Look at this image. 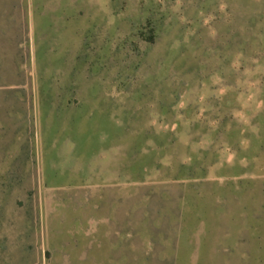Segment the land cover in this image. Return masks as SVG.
<instances>
[{
    "label": "rangeland",
    "instance_id": "374dc122",
    "mask_svg": "<svg viewBox=\"0 0 264 264\" xmlns=\"http://www.w3.org/2000/svg\"><path fill=\"white\" fill-rule=\"evenodd\" d=\"M0 264H264V0H0Z\"/></svg>",
    "mask_w": 264,
    "mask_h": 264
}]
</instances>
